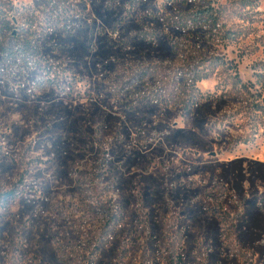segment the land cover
I'll use <instances>...</instances> for the list:
<instances>
[{"label": "rangeland", "instance_id": "rangeland-1", "mask_svg": "<svg viewBox=\"0 0 264 264\" xmlns=\"http://www.w3.org/2000/svg\"><path fill=\"white\" fill-rule=\"evenodd\" d=\"M0 264H264V0H0Z\"/></svg>", "mask_w": 264, "mask_h": 264}, {"label": "trees", "instance_id": "trees-1", "mask_svg": "<svg viewBox=\"0 0 264 264\" xmlns=\"http://www.w3.org/2000/svg\"><path fill=\"white\" fill-rule=\"evenodd\" d=\"M216 60H219L218 58H216ZM206 78V75L202 74L200 75L198 72H196L193 76L189 77L190 83H188L187 85L185 84V87L187 88V90L191 91V92H196V84L199 81H202ZM186 83V82H185ZM191 100V101H189ZM199 101L198 99H193V96L190 97V99H188L186 105L192 104L190 105L191 107L194 106L195 104H197ZM178 100L177 99H172V101H170L168 104L170 105H174L177 104ZM190 106L185 107V109H189Z\"/></svg>", "mask_w": 264, "mask_h": 264}]
</instances>
